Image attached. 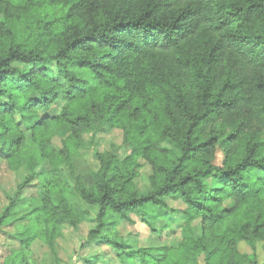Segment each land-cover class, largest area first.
Returning a JSON list of instances; mask_svg holds the SVG:
<instances>
[{
	"label": "trees",
	"instance_id": "1",
	"mask_svg": "<svg viewBox=\"0 0 264 264\" xmlns=\"http://www.w3.org/2000/svg\"><path fill=\"white\" fill-rule=\"evenodd\" d=\"M0 17V164L28 172L21 190L42 180L39 200L9 198L0 231L29 220L12 238L51 243L90 206L83 247L107 250L84 264H260L264 0H0ZM73 127L94 138L121 130L132 155L98 153L91 170L76 137L53 151ZM178 214L180 243L133 249L115 232L136 217L161 236L159 222L172 227ZM6 264H25L24 253Z\"/></svg>",
	"mask_w": 264,
	"mask_h": 264
},
{
	"label": "rangeland",
	"instance_id": "2",
	"mask_svg": "<svg viewBox=\"0 0 264 264\" xmlns=\"http://www.w3.org/2000/svg\"><path fill=\"white\" fill-rule=\"evenodd\" d=\"M2 20L3 18L0 17V21ZM70 137H76L80 141V156L91 170L99 168L98 153L104 156L112 154L116 156L118 161H123L132 155L133 149L124 144V133L118 129L94 138L93 132L73 127L54 137L51 140L50 148L55 152L63 151L65 149V142ZM162 147L164 149H172L173 146L166 143ZM223 161V152L219 151L216 164L221 165ZM51 171L52 167L47 163L39 170V174H48ZM138 172L140 174V178L137 180L139 189L141 191H149V177L152 175V168L147 163L141 162ZM29 178V174L25 169H21L15 173L6 164H0V215L2 214V210L8 205L9 198H17L19 200L33 198L34 200H39L42 185L41 179L30 181L25 190L20 189ZM169 204L171 207L177 208V205H174V201H169ZM85 208L89 212H86L84 220H81L77 228L72 229L65 226L61 233L55 235L51 243L39 237L26 247L12 238L17 231H23L29 226V220L22 221L19 224L15 223L14 226L5 228V233L0 231V264H6L7 260L9 261L12 258L13 251L24 253L25 264H84L85 258L102 255L106 252L107 247H101L96 242L83 247L91 230L96 227L95 220L97 214L96 208L90 206ZM174 217L178 221H175V225H172V227L167 222L168 220L164 221V223L159 222V228L163 229L161 236L152 234L149 227L136 217H133V224H116L115 232L124 244L133 249L163 246L164 240L180 243L183 238V228L179 225L183 224L181 222L183 219L180 214ZM173 219L172 221H174ZM238 249L244 255H251L255 251L248 243H241ZM256 253L258 254L260 264H264V241L257 244ZM112 264H115V260L112 261Z\"/></svg>",
	"mask_w": 264,
	"mask_h": 264
}]
</instances>
